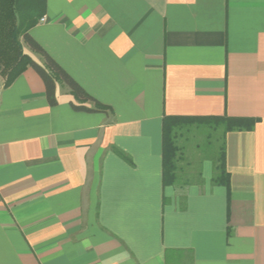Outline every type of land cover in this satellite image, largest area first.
<instances>
[{
    "label": "crops",
    "instance_id": "0c3cea01",
    "mask_svg": "<svg viewBox=\"0 0 264 264\" xmlns=\"http://www.w3.org/2000/svg\"><path fill=\"white\" fill-rule=\"evenodd\" d=\"M27 33L106 109L0 67V264H264V0H45ZM165 116L254 120L229 188L163 186Z\"/></svg>",
    "mask_w": 264,
    "mask_h": 264
},
{
    "label": "trees",
    "instance_id": "16d2710c",
    "mask_svg": "<svg viewBox=\"0 0 264 264\" xmlns=\"http://www.w3.org/2000/svg\"><path fill=\"white\" fill-rule=\"evenodd\" d=\"M45 0H0V67L4 86H9L28 67L32 68L43 82L45 98L49 106H55V82L59 81L80 103L71 102L74 111L96 112L106 108L88 95L27 33L42 17ZM23 44L38 54L43 64L35 62L23 52ZM91 102L95 108L84 103ZM254 120L230 117H170L162 120V184L181 189L179 163L183 160L185 143L195 135H201L207 148L214 157L212 182L229 188V176L225 169V135L228 132L251 130ZM198 147H200L198 145ZM115 153L129 162L119 150ZM175 252H166V264H172L170 256ZM181 253V252H176ZM175 261V260H174ZM176 262V261H175Z\"/></svg>",
    "mask_w": 264,
    "mask_h": 264
},
{
    "label": "rangeland",
    "instance_id": "374dc122",
    "mask_svg": "<svg viewBox=\"0 0 264 264\" xmlns=\"http://www.w3.org/2000/svg\"><path fill=\"white\" fill-rule=\"evenodd\" d=\"M181 145L185 148L183 153V161L180 163V177L184 180L194 177V174H198L202 168L204 161H209L214 165V157L216 154H212L207 148V143L201 135H195V138L188 139L185 143L181 140ZM198 145L200 147H198Z\"/></svg>",
    "mask_w": 264,
    "mask_h": 264
}]
</instances>
